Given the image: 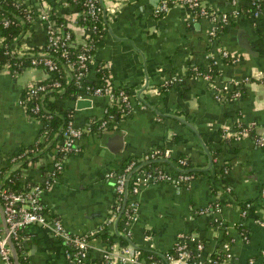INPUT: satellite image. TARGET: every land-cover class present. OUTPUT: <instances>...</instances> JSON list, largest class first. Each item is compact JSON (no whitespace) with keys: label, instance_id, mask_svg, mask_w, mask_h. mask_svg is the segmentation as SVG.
<instances>
[{"label":"crops","instance_id":"0c3cea01","mask_svg":"<svg viewBox=\"0 0 264 264\" xmlns=\"http://www.w3.org/2000/svg\"><path fill=\"white\" fill-rule=\"evenodd\" d=\"M24 1L50 19L63 18V25L73 31V43L85 36L75 27L78 10L69 0ZM159 1L98 0L103 32L93 51L94 63L103 66L113 87L128 94L130 107L107 125L114 135L100 137V129H83L76 141L79 149L62 157L61 170L40 195L46 214L66 230L91 234L85 257L71 259L61 238L32 224L20 232L27 264H101L105 248L125 243L162 254L178 233L201 241V256L226 244L231 264H264V145L252 134L231 139L238 124L252 123L264 135V15H252L250 0H200L227 15L210 35V22L183 5L156 14ZM21 39L28 47L42 45L45 21L36 19ZM221 49L238 59L223 58ZM212 65L216 75L211 80L199 74ZM94 66L87 70V81L96 76ZM46 75L37 66L16 74L0 69V167L7 156L36 140L39 122L26 114L19 95L25 85ZM225 83L227 90L218 91ZM81 98L88 101L77 106ZM66 104L73 109V123L82 128L111 105L106 94L84 93ZM157 147L168 155L160 167L175 170V159L186 157L196 176L178 186L140 184L121 204L134 203L135 218L125 225L121 208L106 222L116 204L107 171L117 174L128 159L144 161L142 156ZM50 154L45 152L41 163ZM39 166L27 163L21 172L36 179ZM221 191H230L232 201L216 204ZM242 201L251 203L246 212ZM103 226L105 238L100 234Z\"/></svg>","mask_w":264,"mask_h":264},{"label":"built area","instance_id":"2783aa9c","mask_svg":"<svg viewBox=\"0 0 264 264\" xmlns=\"http://www.w3.org/2000/svg\"><path fill=\"white\" fill-rule=\"evenodd\" d=\"M14 5H18L20 1L24 0H14ZM70 2H76L77 0H69ZM71 2V3H72ZM252 5V15L257 17L259 15H264V0H250ZM81 9L79 14L87 19V24H77L74 21L75 27L82 28L85 31V36L79 42H72L73 31L72 29L64 26L62 22H56L55 19L49 18L47 13L41 9L36 11V19L45 21V46L47 50H37L35 52H30L29 48L24 41L21 39L25 30L20 31L18 36H16L10 43L3 45V53L7 57H14L20 59L23 57H31L30 62L33 66L41 63L45 69L53 70L58 68V63L53 55L55 52L59 51L60 54L64 56V61L61 62L65 69V81H73V83L86 95H100L106 94L111 104L115 103L117 108V113L125 114L128 112L130 107V97L122 88L114 89L115 87L108 81L107 74L104 77V83L101 85L90 86L85 81V76L88 68L91 65H95V69H104L101 64L96 65L94 63L93 51L98 45L96 40L98 37L102 36L101 30L102 22L100 27V32L97 33L98 27L95 23L102 15V5L98 0H81ZM178 4L187 7L192 10L194 7L197 10L194 14L206 18L210 22L208 28V33L214 35L216 30L221 27L227 21V15L225 13H217L211 8L207 7L200 0H160L156 5L154 12L156 14L166 11L171 5ZM23 11L28 8L27 5L22 7ZM29 9V8H28ZM78 15V14H77ZM25 18L30 19V13L24 14ZM23 19H21V22ZM4 24L8 23L7 19L3 20ZM97 33L96 38L94 35ZM1 40V37H0ZM67 45H72L75 48V57L70 59L66 52L65 47ZM221 56L231 61H236L238 58L230 54L227 50H220ZM19 61H13L12 64L16 66L19 65ZM0 69L8 71L11 74L18 73V69L15 66H10L7 61L0 65ZM24 69V68H23ZM206 79L211 80L212 74L210 69H207L203 73H199ZM61 87V82L58 79H52L49 82L33 81L24 86V94L28 97L38 98L42 96L46 91L52 89H58ZM221 90H227V84H223L218 88ZM76 95V98H80L81 94ZM26 98L19 97V102L24 105ZM40 102H35L30 108L31 113H36L40 109ZM113 114L104 109V114L101 116L96 128L105 129L107 127L108 121L112 120ZM83 129L89 130V124L84 128L76 126L72 117L67 120L65 127L61 131V139L53 147V154H50V160L52 162L51 167L46 172L45 179L42 182L30 183L21 190H12L6 186L0 185V208L2 213V219L5 223V232L0 224V264H16L10 247L8 245L7 238L9 237L13 243H18L20 246L21 236L20 231L27 225L37 224L46 227L50 232L61 238L64 243L70 246L71 259L79 262L85 257L86 250L89 246L88 236L91 234L81 233L73 234L66 230L61 224L60 220L56 217H49L45 211V205L42 202L40 195L45 190L52 180L57 176L62 168V157L67 153L75 152L79 149L76 141L81 136ZM228 133V131H225ZM244 134H252L256 143L259 145H264V135L260 134L255 130L252 123L248 124H238L232 133L234 138L240 137ZM159 152L157 149L145 153L142 156L144 161L149 160L154 157L155 153ZM35 153V151H34ZM162 155L167 157V152L163 150ZM153 159V158H152ZM15 163L17 161H14ZM179 164H184L185 160L179 158L177 160ZM140 164H136L135 160H131L127 165L121 170V172L114 174L111 171H107L106 175L113 178L114 190L116 192V204L111 211L110 216L106 222H111L119 210L122 208V212L125 215L124 223L127 225L129 223V218L134 219V203L129 202V204L122 205L123 196L128 192L133 193L137 190L140 184L146 183H157V182H169L173 185H184L187 184L191 179L192 175L185 172L171 173L159 166H151L148 168H140ZM177 165V164H176ZM177 167H180L177 165ZM125 199V203H126ZM218 206V205H217ZM251 206L250 202H245L242 208L244 212ZM124 235L127 236V231L125 230ZM15 241V242H14ZM191 243L192 245L187 248L186 244ZM172 251L166 250L162 254L164 258L162 262L156 259L147 260L140 254V249L131 246L129 243H125L122 246L116 248H105L102 251V262L101 264H231L230 256L231 253L227 249V245H223V257L220 259L210 258V253L205 256H201L203 249V244L201 241L196 240L192 242V238L184 233H178L176 240L174 241ZM152 250V249H151ZM190 251L193 255L190 254ZM154 252V251H153ZM251 263V260H248Z\"/></svg>","mask_w":264,"mask_h":264},{"label":"trees","instance_id":"16d2710c","mask_svg":"<svg viewBox=\"0 0 264 264\" xmlns=\"http://www.w3.org/2000/svg\"><path fill=\"white\" fill-rule=\"evenodd\" d=\"M14 0H0V65L7 61L10 63V66H15L18 69V72H20L21 70H23V68L25 67H29V66H33L30 62L31 57H23L20 59H16L12 56L7 57L4 53H3V45L4 44H8L10 43L16 36H18V34L20 33V31L22 30H26L27 28H29L32 24V22H34L36 20V11L29 3H24L23 1H20L18 3V5H14ZM72 2V1H71ZM81 0H77L76 2H72L73 5H75V7L78 10V15L76 16V22H78L77 24H87V19L84 17H82L79 14V11L81 9ZM25 5H27V7L24 11L22 10ZM197 10L196 7H194L192 9L193 12H195ZM25 13H30V19L25 18L24 14ZM7 19L8 23L4 24L3 20ZM21 19H23V21L21 22ZM56 20V22H61L63 20V18H54ZM101 22H102V17L100 16L98 19H96L95 23L98 27V32H100V27H101ZM63 24V23H62ZM103 32V29L101 30V33ZM73 33V32H72ZM97 33L94 35V38H96ZM101 37H98L96 40V43L98 44L100 41ZM45 42L43 41L42 45L38 46V47H29L27 50L30 52H35L37 50H47L46 46H45ZM75 47L72 45H67L65 47V49L67 50L66 55L71 59H74L75 57ZM57 60L58 63V68L57 69H53V70H47L45 69V67L39 63L36 64L35 66L37 67H41L43 68L47 75L46 78L41 80V82H49L52 79H58L61 82V87L58 89H52L49 91H46L42 96H38V98H33V97H28L26 94H24V89H22L21 93H20V97L21 98H26V100L24 101V105L23 108L26 112V114H28L29 116H31L32 118L36 119L37 122H39V131L36 137V140L27 148H24L22 150H18L15 153L10 154L9 156H7V162L5 166L0 167V185L6 186L9 189L12 190H21L24 187H26L28 184L30 183H35V182H42V180L45 179V174L44 172L46 170H48L51 167V160L47 159L46 162L41 163V159L42 156H44L45 152H51V154H53V147H55V145L59 142V140L61 139V131L63 130V128L65 127V124L67 122V120H69L72 116L73 113V109L71 106H68L66 104L67 100H74L76 98V95L79 93L80 89L73 83V81L69 80V81H65V69L62 66L61 62L64 61V56L62 54H60L59 51L55 52L53 54ZM19 61V65L16 66L15 64H12L13 61ZM203 69V68H202ZM200 69V70H202ZM206 69H204L203 71H205ZM96 76L94 79H92L91 81H87L85 79V81L87 82V84H89L90 86H96V85H101L102 83H104V77L106 76V71L105 69H96L94 70ZM210 73L212 74V77H214L216 75V68L215 66H211L210 67ZM117 89V88H114ZM40 102V109L36 112V113H31L29 108L35 103V102ZM108 111H110L113 114V118L112 120L108 121L107 125L109 126V124L116 118L117 113V108L115 103L111 104L108 107ZM101 116L94 120L91 121L89 126L91 127H95L97 126L99 120H100ZM242 125V124H241ZM237 127V126H236ZM234 138L233 135L231 136V139ZM154 148L152 150L157 149L159 152H156L154 157L150 158L147 161H142L138 158H130L126 161V163L124 164V167L127 165V163H129L131 160H135L136 164H140L139 167L140 168H148V167H153V166H159V163H162L164 159V156L162 155L163 153V149H158ZM150 150V151H152ZM35 151V153H34ZM149 151V152H150ZM56 154H53V157ZM179 158H183L185 160L184 164H179L177 162V160ZM14 161H17L16 163ZM142 161V162H141ZM175 162L178 166L180 167H176V169H172L168 170L171 173H177L179 172H185L188 174L192 175V178L194 176H196L197 171L191 169L190 167V163L188 161V159L186 157H178L175 159ZM27 163H39L40 166L36 168V172L39 173V177L34 179L29 175H23V173L21 172L22 170H24V167L27 165ZM165 163V162H164ZM123 167V168H124ZM162 167V166H161ZM122 168V169H123ZM163 168V167H162ZM121 169V170H122ZM170 169V168H169ZM37 180V181H36ZM225 187V186H224ZM223 187V188H224ZM214 191L218 190V188L213 187ZM220 193V192H219ZM214 202H216V204L218 203H226V202H231L232 198H231V193L230 191L228 192H224L221 191L220 195L218 197H216L214 200ZM213 202V203H214ZM242 208L244 207V202L242 201L241 203ZM46 211V210H45ZM49 217H54V216H49ZM121 218H124V215H121V217L119 218V222L121 220ZM102 230L100 232L101 236L103 238L107 237L106 235V227H102ZM21 232V231H20ZM90 240V237H88V241ZM13 242V241H12ZM15 242V241H14ZM15 251H16V256H17V260L19 262V264H27V259L25 257V255L21 254V242H20V246L18 245V243H13ZM192 244L191 243H187L186 247L189 248ZM64 246L67 249V252H70V246H68L66 243L64 244ZM169 251H172V247L168 249ZM192 251H190V254L193 255L191 253ZM140 254L146 258L147 260L150 259H156L159 262L163 261V257L162 255H159L156 252H153L151 249H141L140 250ZM210 258L213 259H220L223 257V252L220 250L211 252L209 255Z\"/></svg>","mask_w":264,"mask_h":264},{"label":"water","instance_id":"95a60500","mask_svg":"<svg viewBox=\"0 0 264 264\" xmlns=\"http://www.w3.org/2000/svg\"><path fill=\"white\" fill-rule=\"evenodd\" d=\"M80 94H83V92L80 91ZM87 101H88L87 99H83V98L77 99L76 100V105L78 106V105H80L82 103H85ZM114 131L115 130H113V129L105 128V129H102V130L99 131L98 136H100V137H106L107 135H114L115 133H117V132H114ZM118 135H119V133H118ZM0 224L3 227L4 232H5V223H4L3 219H2L1 208H0ZM7 240H8V245H9L10 250H11V253H12V257H13L15 263L16 264H19V262L17 260L16 251H15L13 242H12V240L9 237L7 238Z\"/></svg>","mask_w":264,"mask_h":264}]
</instances>
